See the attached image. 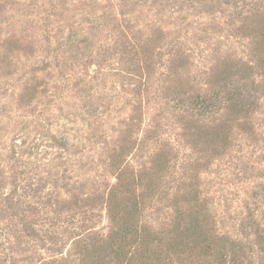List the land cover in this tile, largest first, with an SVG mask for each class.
<instances>
[{
    "label": "rangeland",
    "instance_id": "rangeland-1",
    "mask_svg": "<svg viewBox=\"0 0 264 264\" xmlns=\"http://www.w3.org/2000/svg\"><path fill=\"white\" fill-rule=\"evenodd\" d=\"M261 25L264 0H0V264H84L86 236L111 226L116 165L128 184L163 148L143 220L165 226L197 182L234 264H264ZM230 61L248 73L247 117L211 76ZM199 91L219 92L213 112L197 114Z\"/></svg>",
    "mask_w": 264,
    "mask_h": 264
},
{
    "label": "trees",
    "instance_id": "trees-1",
    "mask_svg": "<svg viewBox=\"0 0 264 264\" xmlns=\"http://www.w3.org/2000/svg\"><path fill=\"white\" fill-rule=\"evenodd\" d=\"M263 50L256 65L264 69V25L260 29ZM222 90L225 107L230 113L243 117L255 110L256 100L247 87L246 68L241 63L225 62L221 69L211 73ZM219 92L214 95L199 91L193 98L197 114L211 113L216 108ZM222 125L211 126L218 140L225 139ZM221 128L222 131H221ZM57 144L66 147L63 139ZM223 144H216L220 146ZM169 151L165 148L152 154L141 164L128 184L124 181L126 167L117 166L115 183L105 197L106 210L111 226L107 233L91 232L87 243L80 246L84 264H234L236 241L220 234L209 225L200 203L197 182L183 185L179 195L172 193L168 207L171 218L164 225H152L143 220V204L155 200L160 183L169 171ZM132 171V170H131ZM133 188V189H132ZM138 192L136 193L135 190ZM198 258L195 259L193 252Z\"/></svg>",
    "mask_w": 264,
    "mask_h": 264
}]
</instances>
